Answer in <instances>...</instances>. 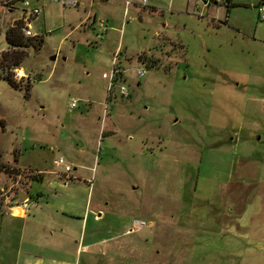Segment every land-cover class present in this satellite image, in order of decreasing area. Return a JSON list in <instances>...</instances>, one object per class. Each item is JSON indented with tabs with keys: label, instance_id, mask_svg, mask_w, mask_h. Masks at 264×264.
<instances>
[{
	"label": "rangeland",
	"instance_id": "374dc122",
	"mask_svg": "<svg viewBox=\"0 0 264 264\" xmlns=\"http://www.w3.org/2000/svg\"><path fill=\"white\" fill-rule=\"evenodd\" d=\"M29 1L41 46L7 45L0 0V210L61 157L113 211L74 264H264V0ZM29 249L4 233L0 264Z\"/></svg>",
	"mask_w": 264,
	"mask_h": 264
},
{
	"label": "crops",
	"instance_id": "0c3cea01",
	"mask_svg": "<svg viewBox=\"0 0 264 264\" xmlns=\"http://www.w3.org/2000/svg\"><path fill=\"white\" fill-rule=\"evenodd\" d=\"M230 5L232 0L225 5L227 10ZM33 172L40 174L36 182L42 185L36 196L29 195L32 181H28L24 203L14 202L0 210V242L1 235L9 237L18 228L22 244L30 247L18 264H74L79 249L104 244L102 232L107 231L105 221L113 211L100 199L93 201L90 178L75 168L68 174L60 168ZM45 249L59 255H44Z\"/></svg>",
	"mask_w": 264,
	"mask_h": 264
},
{
	"label": "built area",
	"instance_id": "2783aa9c",
	"mask_svg": "<svg viewBox=\"0 0 264 264\" xmlns=\"http://www.w3.org/2000/svg\"><path fill=\"white\" fill-rule=\"evenodd\" d=\"M58 2V0H53ZM203 2V4L205 5H209V4H214V5H226L228 3V0H201ZM20 3L22 4V10L20 13V18L19 20H17L18 22H20V30L23 33V35L25 37H34V36H39L36 35L32 32L31 30V24L32 21L37 18L40 13L41 10L38 7L32 6L30 4L29 0H21ZM59 3H61L63 6L67 5V6H74L75 2L73 0H60ZM259 12H260V19L262 21H264V3H261L259 6ZM120 69L116 67L115 63H113L112 65V70L110 71V74L107 77L108 80V93H111L112 90V86L114 85V83H116V80H118V82L120 81ZM137 75L139 77L144 75V70L138 69L137 70ZM119 93L121 95L122 98H128L129 97V92L126 86L121 85L119 86ZM78 100L77 99H71L70 100V107L74 108L77 106ZM54 166L57 169H61V172L64 174H68L72 171L71 166L66 163L63 158L58 157L57 159L54 160ZM19 192V191H18ZM16 193V203H20L23 204L24 202H19V199L17 198V194ZM135 227H142L145 226V221L143 220H135L133 223ZM132 229L126 231V233H132Z\"/></svg>",
	"mask_w": 264,
	"mask_h": 264
},
{
	"label": "trees",
	"instance_id": "16d2710c",
	"mask_svg": "<svg viewBox=\"0 0 264 264\" xmlns=\"http://www.w3.org/2000/svg\"><path fill=\"white\" fill-rule=\"evenodd\" d=\"M17 1L20 2L21 0H15V2H17ZM261 3H264V1ZM226 7H228V6H226ZM227 12H228V10H227ZM40 37H42V36L25 37L20 30V22H18V21L15 23L14 26L8 28L7 32L5 33V41H6L7 45L12 46V47H22V46L26 45V41H30L28 39L35 40L37 45L41 46L43 43V40ZM8 54H9L8 52H3L1 54V59L7 60ZM20 58L21 57H19V59ZM12 65L17 66V62H15ZM4 80L7 81V83L11 87H13L15 85L10 80V78H4ZM26 177H27L28 181H37V180H39L40 174L29 171Z\"/></svg>",
	"mask_w": 264,
	"mask_h": 264
},
{
	"label": "water",
	"instance_id": "95a60500",
	"mask_svg": "<svg viewBox=\"0 0 264 264\" xmlns=\"http://www.w3.org/2000/svg\"><path fill=\"white\" fill-rule=\"evenodd\" d=\"M55 59H56V56H55V55H52V56L50 57V60H55ZM17 198L19 199V202H22L24 199L27 198V196H26V194L23 193V192H18V194H17Z\"/></svg>",
	"mask_w": 264,
	"mask_h": 264
},
{
	"label": "flooded vegetation",
	"instance_id": "af4514ba",
	"mask_svg": "<svg viewBox=\"0 0 264 264\" xmlns=\"http://www.w3.org/2000/svg\"><path fill=\"white\" fill-rule=\"evenodd\" d=\"M237 6H241V7H242V6H245V5H243V4H238Z\"/></svg>",
	"mask_w": 264,
	"mask_h": 264
},
{
	"label": "bare ground",
	"instance_id": "6f19581e",
	"mask_svg": "<svg viewBox=\"0 0 264 264\" xmlns=\"http://www.w3.org/2000/svg\"><path fill=\"white\" fill-rule=\"evenodd\" d=\"M19 73H20V71H19Z\"/></svg>",
	"mask_w": 264,
	"mask_h": 264
}]
</instances>
